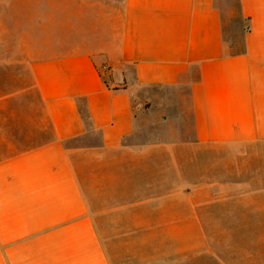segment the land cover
Segmentation results:
<instances>
[{
  "label": "crops",
  "instance_id": "crops-1",
  "mask_svg": "<svg viewBox=\"0 0 264 264\" xmlns=\"http://www.w3.org/2000/svg\"><path fill=\"white\" fill-rule=\"evenodd\" d=\"M54 1L0 0V264H264V182L209 151L264 142V0Z\"/></svg>",
  "mask_w": 264,
  "mask_h": 264
},
{
  "label": "rangeland",
  "instance_id": "rangeland-1",
  "mask_svg": "<svg viewBox=\"0 0 264 264\" xmlns=\"http://www.w3.org/2000/svg\"><path fill=\"white\" fill-rule=\"evenodd\" d=\"M48 9L46 11H50V7L54 6V0H45ZM33 7L32 13L30 14V24H28V15L27 12L24 14H19L18 11L13 10L11 17L18 18L21 20L26 26H31L32 28L35 25L39 24L41 19H45L44 15L39 14V0H32ZM35 2V3H34ZM20 17V18H19ZM5 20L7 19V15H5ZM12 28H15L14 24H12ZM11 28V29H12ZM239 30V29H238ZM11 32V31H10ZM11 33H14L13 31ZM4 36L7 38L8 31L2 30L0 27V39ZM15 48H11L7 45L6 42H2L0 40V90L7 88L8 82H12V79H8V72H16L22 69V65L20 62L16 61H5L9 55L14 54L13 51ZM221 150L223 151V160L222 166L224 168V179H251L255 178L256 181L264 182V142H257L253 144H249L246 146L232 148L225 147L222 149H214L211 148L209 151ZM8 150L2 146H0V158L7 155ZM209 165H211V160L209 159ZM220 166V160H218L217 167ZM240 169V171H236L235 169ZM131 241V240H130ZM126 242L127 240L121 241L119 238L114 239L112 242V249L116 252L114 254L115 264H137L136 257L134 253V241L132 242V254H125L126 252Z\"/></svg>",
  "mask_w": 264,
  "mask_h": 264
},
{
  "label": "built area",
  "instance_id": "built-area-1",
  "mask_svg": "<svg viewBox=\"0 0 264 264\" xmlns=\"http://www.w3.org/2000/svg\"><path fill=\"white\" fill-rule=\"evenodd\" d=\"M111 70V68H110V66H108V65H103V66H101V68L99 69V71L101 72V73H105V72H109Z\"/></svg>",
  "mask_w": 264,
  "mask_h": 264
}]
</instances>
